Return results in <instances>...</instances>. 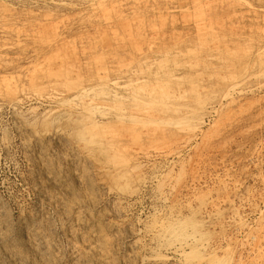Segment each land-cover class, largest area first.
Segmentation results:
<instances>
[{"label": "rangeland", "instance_id": "obj_1", "mask_svg": "<svg viewBox=\"0 0 264 264\" xmlns=\"http://www.w3.org/2000/svg\"><path fill=\"white\" fill-rule=\"evenodd\" d=\"M160 58L176 113L76 106ZM262 60L264 0H0V264H156L151 228L176 210L226 264H264ZM71 126L111 138L121 174Z\"/></svg>", "mask_w": 264, "mask_h": 264}, {"label": "bare ground", "instance_id": "obj_2", "mask_svg": "<svg viewBox=\"0 0 264 264\" xmlns=\"http://www.w3.org/2000/svg\"><path fill=\"white\" fill-rule=\"evenodd\" d=\"M174 46H176V45H174ZM190 53H192V52L190 51ZM197 53H199V52H196L193 54L196 55ZM189 59L191 60L193 58L189 57ZM172 60H173V58H172ZM196 60H197V58H196ZM164 61H166V60H161V58L159 60L153 59V61L152 60L148 61V62L145 61L144 70L141 71V77L138 79L126 80L125 83L119 84V83L113 82L115 80H113V81L110 80V81L106 82L105 80H103V78H100L99 79L100 82L98 85H96V87L95 86H90L87 88L83 87V88H80V90L78 88V90L80 92L76 93V91H75L76 94L74 93L75 95L72 96L75 98L74 99L76 101L75 104H77L76 106H78V103H79L78 98L81 97L80 99L84 100L82 98H84V96H86L87 97V98L85 97L86 100L83 101V103L82 102L79 103L81 105L86 106L84 109L85 111L88 108L87 111L93 112L96 110H102L104 112L105 110H107L109 108L105 107L106 104L105 105L103 104L104 106L100 105L99 103H101V102H99V101H98L99 103H97L98 99L101 100L100 98H104L105 99V100H103V101H105L104 103L109 101L110 103H113V104L116 102V103H118V105L122 100H126L125 103L128 102V103H130V105L135 106V109L138 108L137 109L138 112L140 111L139 109H141V111H143V108H145V112L148 113V112H150V110H152L151 104H153V105L157 104V106H158V104H160L162 106L168 107L167 104L170 103V100H175V103L177 100L181 101L187 97L185 87H184L185 90L180 89L177 92H175L176 93L175 95H174V93L169 95L170 89L168 92L167 87H168V84L170 81L174 82L176 85L177 84L176 81H178V82L181 81L182 76L173 77V75L170 74L172 72H170V70L164 66V63H163ZM184 63H182V64H184ZM188 63L189 62H187L186 64H188ZM263 64H264V60L261 61L262 67L264 66ZM189 65H191V64H189ZM263 69H264V67H263ZM190 74L192 75L191 72H190ZM179 83H181V82H179ZM179 88L180 87H178V89ZM181 88H183V87H181ZM188 90H189V88H188ZM188 90H187V92H188ZM189 92L192 93L194 91L191 89ZM91 94H92V96H91ZM98 97H100V98H98ZM152 100L155 103L152 102ZM171 103H170L171 109H169V110L174 114L177 112L178 109L175 106H173ZM195 104H196V102H195ZM76 106H74V107H76ZM117 106L112 105L110 108L111 109L114 108L116 110ZM132 106H131V109H132ZM79 108H81V107H79ZM120 108H123V107H120ZM114 109H112V111ZM118 109H119V106H118ZM133 109H134V107H133ZM91 112H89V113H91ZM115 112H117V111H115ZM115 112H114V115H115ZM79 113H81V112H79ZM82 113H83V111H82ZM93 113H96V112H93ZM179 113H181V110ZM86 114H87V112H86ZM123 114H124V112L121 115L120 114L117 115L118 121L119 120L122 121V119H124L125 116H123ZM185 115L186 114H184V116ZM181 116H183L182 113H181ZM172 117L174 118V116H172ZM174 120H175V118H174ZM175 121L180 122L181 120L179 121V119H178ZM71 124H73V123H71ZM157 124H161V123H159L157 121ZM67 129H69V128H67ZM70 130H71V128H70ZM73 130H74V135L71 134L72 136H74L83 145H85V146L87 145V147L90 146L91 148H94V150L96 151V154L97 153L100 154L104 160L107 159V160H105V163L107 165H111L113 167V172H112L113 176H119V174H121V171L116 169L119 165H121V161L118 162L116 160L119 156L117 157L116 155H114L115 151H113L114 156L112 155V153H111V155L108 154L109 152L107 153V147L110 146L109 141H112L111 138H108L105 136L107 138L106 139L105 137H101L100 134H98L99 135L98 136L96 134L99 131H97L95 134V132H89L88 129H85L83 127H78L75 129L73 128ZM102 133H104V132L102 131ZM78 144H80V143H78ZM106 145H107V147H106ZM108 149H111V148H108ZM108 151H112V150H108ZM86 152L90 153L91 151L89 152L87 150ZM115 157H117V158H115ZM154 223H156V222H154ZM154 223H152V224H154ZM151 229H150L151 234L155 238L154 245L150 247L151 252L153 251L155 253L154 257L153 256L152 257L153 258H156L155 256L160 257V260L157 261L156 264H170L164 258V255H163V252L167 251V250H171V251L179 253L183 257L181 264H226V255H227V248H228L227 245L222 246L220 244L211 243L210 241H208L205 238L206 237L205 232L199 228L196 221L191 220L188 216L183 215V213L180 211H177V210L173 211V212L171 211L165 220L157 221V223L154 224V226ZM146 232L150 233V231H146ZM155 250L157 252H155ZM162 250H164V251H162ZM227 264H228V262H227Z\"/></svg>", "mask_w": 264, "mask_h": 264}]
</instances>
